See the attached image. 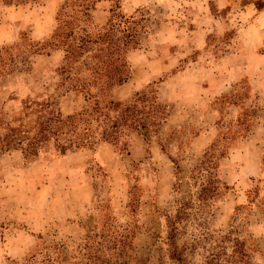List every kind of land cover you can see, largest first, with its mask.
<instances>
[{"label":"rangeland","instance_id":"rangeland-1","mask_svg":"<svg viewBox=\"0 0 264 264\" xmlns=\"http://www.w3.org/2000/svg\"><path fill=\"white\" fill-rule=\"evenodd\" d=\"M64 1L28 0L36 14L45 2L56 8ZM225 1L229 5L217 13H232L256 0ZM99 2L91 11V21L76 6L59 12L57 24L72 30L73 36L67 40L72 46L83 35L82 26L93 36L106 22L110 3ZM192 2L206 3L208 11L216 13L212 0H120L123 12L137 10L145 19V28L138 34L139 46L133 51L148 48L147 58H156L150 42L171 28L186 31ZM97 11L103 22H95ZM8 21L0 9V118L9 126L18 122L32 125L35 117L45 119L57 112L65 117L82 109L89 112L91 100H85L86 90L72 89L73 82L58 73L63 47L50 45L53 50H49L45 45L49 54L34 49L50 35L54 24L43 37L41 28L27 32ZM234 29L207 38L201 48L210 47L211 55L218 57ZM99 47L87 42L66 58L77 78L87 75L84 69L97 63ZM195 55L190 53L170 72L131 89L125 99L135 91L155 90L157 102L168 109L156 132L140 130L144 136L131 132L126 137V151L121 150L123 138L114 146L93 138L92 143L71 146L61 153L51 137L34 157L23 158L18 148L0 153V264L19 260L39 245L38 232L47 244L59 243L62 258L75 264H264V130H251L255 122H263L259 121L262 104L251 93L248 76H242L211 100L214 121L179 123L184 115L172 110L175 102L168 99L177 92L187 93L190 86L184 79L193 80L199 74L181 80L168 77L193 63ZM9 67L12 72L5 74ZM97 87H89L90 92ZM208 125L212 129L208 130L209 140L216 136L218 147L228 151L216 171L227 188L201 199L200 184L210 176L207 172L189 176L209 142L207 139L201 148L193 137ZM168 156L176 164V176ZM103 220L108 224L102 226ZM85 235L91 236L89 248H84Z\"/></svg>","mask_w":264,"mask_h":264},{"label":"trees","instance_id":"trees-1","mask_svg":"<svg viewBox=\"0 0 264 264\" xmlns=\"http://www.w3.org/2000/svg\"><path fill=\"white\" fill-rule=\"evenodd\" d=\"M99 1L101 0H65L60 3L55 13V23L50 35L42 40L40 47L34 48L38 52L44 51L49 54L50 51H45V45L49 46V50L52 49L50 45L63 47L61 63L56 68H59L60 76L64 75V80L73 82L71 83L72 89H76L78 86L80 89L86 90L84 92L85 100H91L89 112L82 109L65 117H62L59 112L45 119L35 117L31 122L33 126L24 122L9 126L0 118V153L18 148L23 158L34 157L46 147L51 137H53V142L61 153H64L71 146L80 147L83 144L92 143L93 138L113 146L119 142L120 138H123L121 150L126 151V137L131 132L140 133L142 136L144 134L140 130L156 132V125L158 126L165 119L168 108L157 102L155 90L149 92L135 91L125 100H114L111 95L112 91L129 77L130 70L126 54L139 46L138 34L145 28V19L142 14L137 13V10L130 13L123 12L120 0H104L110 3L109 16L106 22L102 26H98V31L93 36H89L82 26L80 29L84 33L77 37L78 43L75 46L67 42L73 36L72 30H63L61 25L58 26L59 12L65 11L70 6H76L84 19L91 21V11ZM252 3L257 10L264 6V2L258 0ZM116 32L121 33V36L115 35ZM87 42L99 45L101 55L98 56L94 66L84 69V72L88 73L87 75L83 73L80 78H77V73L70 71V65L66 58L76 52L75 48H80ZM0 69L3 71L2 68ZM11 72L10 67L4 70L5 74ZM0 76H2L1 73ZM95 84L98 87L94 93H91L89 87L95 86ZM106 91H109V94H106ZM215 137L213 136L209 140L203 149L200 160L190 171V178L194 174L200 175L201 172H207L210 176L209 181L205 180L200 184L198 196L201 199L208 195L213 197L221 188L223 190L227 188V185L217 177L216 171L218 161L228 151L218 147ZM168 157L173 162L176 176V164L172 157ZM254 188L253 186L247 192L253 191ZM126 204L129 208L133 206L130 201ZM105 219H107L106 216ZM104 220L102 226L108 224ZM42 234L38 232L35 235L36 239L41 240L39 245L36 244L27 255L19 260H11L9 264H75L62 258L63 252L59 243L47 244L42 240ZM90 238V235H85L84 248L90 247Z\"/></svg>","mask_w":264,"mask_h":264},{"label":"crops","instance_id":"crops-1","mask_svg":"<svg viewBox=\"0 0 264 264\" xmlns=\"http://www.w3.org/2000/svg\"><path fill=\"white\" fill-rule=\"evenodd\" d=\"M212 1L217 9L216 13H210L206 3L203 5L201 2L198 5L192 2V6L188 7L190 26L186 31L171 28V31L159 34L158 38L150 42L151 45L153 44L150 50L156 58H147L148 48L129 51L126 55L130 70L129 77L127 82L113 90L112 95L119 100L125 99L132 88L145 84L157 75L170 72L179 63V59L195 52L193 63H187L185 68L169 73L170 77H168L177 76L181 80L182 76L188 74L191 76L194 72L199 74L196 79H184L190 86L187 93L177 92L170 96V98L173 97L172 100L168 99V101H174L177 107H173L172 110L176 109L178 114L184 115L181 116L179 123L190 121L194 125H199L214 121L215 113L209 106L213 97L218 93H225L242 76H248L251 93L257 95L263 108L262 116H259V121L263 119V122H255L251 130H264V6L257 10L252 2H248L240 5L232 13L224 15L217 12L229 5V1ZM102 2L106 1L99 3ZM45 4L43 7L39 6L38 14L28 0L0 1V9L6 13L9 24H18L20 29L27 32L33 28H41V34L46 35L53 28L51 24H54V13L60 3H57L56 8L52 3L45 2ZM34 14L37 15V21L33 23ZM93 18L95 22H103L102 14L98 11ZM98 18L101 20H97ZM233 26L235 29L227 40L229 43L227 41L223 43L221 55L215 58L211 55L210 47L201 48V45L207 43V38L217 34L223 35ZM197 64L200 65L197 66ZM122 92H124L123 95ZM208 130H212L210 125L193 137V141L201 144L199 146L201 148L207 139L209 140ZM66 216L68 214H63V217Z\"/></svg>","mask_w":264,"mask_h":264}]
</instances>
